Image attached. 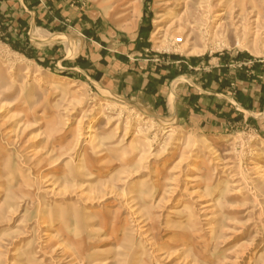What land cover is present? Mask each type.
<instances>
[{
  "label": "rangeland",
  "instance_id": "374dc122",
  "mask_svg": "<svg viewBox=\"0 0 264 264\" xmlns=\"http://www.w3.org/2000/svg\"><path fill=\"white\" fill-rule=\"evenodd\" d=\"M31 2L0 32V264H264V130L201 106L264 79V0Z\"/></svg>",
  "mask_w": 264,
  "mask_h": 264
},
{
  "label": "crops",
  "instance_id": "0c3cea01",
  "mask_svg": "<svg viewBox=\"0 0 264 264\" xmlns=\"http://www.w3.org/2000/svg\"><path fill=\"white\" fill-rule=\"evenodd\" d=\"M14 2V0H0V12L3 13L5 15V17L7 19H9L10 16L15 17L17 14L15 7H13L11 4ZM20 6V12L21 14L17 16L18 20V29H16V27H14V23L17 21H12L10 20L8 22L11 23V25L9 26V28L7 29V31L9 32H13L18 31V32H23V28H24V24L25 22L23 20H25L23 13H26L27 16H30V25L32 26L33 24V20L34 19H38L40 18L42 15H45V10H43V5L39 4V3H35V5L32 4L31 0H26L27 4H31L32 8H35V11H29L27 9V7L25 6V3L23 0H18L17 1ZM26 11V12H25ZM29 13V15H28ZM23 18V19H21ZM7 25V23H6ZM123 40V39H122ZM119 44H122L120 40H118ZM29 44V43H28ZM30 45V44H29ZM133 47V46H132ZM35 50V49H34ZM35 52V51H34ZM88 56L90 58V60L94 63V66L96 67L97 70L101 71L102 77L99 79V82L102 85H105L106 83H108L110 81V75H107L106 73V69L104 68V66H102L100 63H98V61L101 58V55L99 53H93V52H89ZM119 63H121L120 61H118ZM114 79V87H118L120 84V80L121 78L113 75L111 76ZM247 77V76H246ZM215 83V82H214ZM261 83H264V79L261 81ZM260 83V81H252L249 79V77L246 80H243V82H239L236 86H237V92L234 97L235 99H233L230 96H226V95H222V94H218L220 97H223V100L225 103H222L220 101H217L215 98H212L211 95L212 93H208V92H204V95L202 96V107L206 108L209 107L211 108L210 110H214L213 108H219L224 110L226 115L225 116V122H227V124L229 126H231V128L235 127L238 124H241L242 122H247L248 119H250V124L253 126H257L260 127V132L262 130H264V85L262 87V84ZM145 85H146V81L143 83V85L141 86V89H133L132 87L127 86L126 89H122L123 93L126 94H131V95H142L146 94L145 91ZM195 88H198L196 85H193ZM160 87H163V85ZM158 87L159 90V94H162L161 92H163V88ZM150 93V92H149ZM148 93V94H149ZM147 94V95H148ZM158 94V95H159ZM215 95V94H214ZM231 98L233 99V101L231 100ZM217 103H219V105L217 106ZM231 103V104H230ZM235 107H234V106ZM176 108V107H175ZM234 109L236 111H240L241 113H235ZM177 111V109H176ZM215 111V110H214ZM242 113L244 114V121L243 119H241V117H243ZM246 114V115H245ZM217 115V112H214L213 117L216 118V120L220 121L219 119H217V117L215 116ZM236 116H240V118L236 117ZM259 116L260 119H259ZM213 124H215V122H212ZM263 124V126L261 125Z\"/></svg>",
  "mask_w": 264,
  "mask_h": 264
},
{
  "label": "trees",
  "instance_id": "16d2710c",
  "mask_svg": "<svg viewBox=\"0 0 264 264\" xmlns=\"http://www.w3.org/2000/svg\"><path fill=\"white\" fill-rule=\"evenodd\" d=\"M11 19H7L6 17H5V15L3 14V13H1L0 12V32H4V33H6V34H8V37H9V34H10V32L9 31H7V29L9 28V26L11 25V23H9L8 24V22L10 21ZM6 23H7V25H6ZM150 27H147V29H145V28H143L142 29V35H144V38L146 39V40H148V38H149V33H150ZM27 43L28 42H26V45H27ZM22 46H24V44L23 43H20V42H17V43H14L13 44V47L16 49V50H21V51H24L25 49H24V47H22ZM24 53H26L25 51H24ZM27 54V53H26ZM28 56H30V57H33L34 55H29V54H27ZM190 61L193 63V64H195L197 61H198V59H195V58H193V59H190ZM217 78H219V76H216Z\"/></svg>",
  "mask_w": 264,
  "mask_h": 264
},
{
  "label": "bare ground",
  "instance_id": "6f19581e",
  "mask_svg": "<svg viewBox=\"0 0 264 264\" xmlns=\"http://www.w3.org/2000/svg\"><path fill=\"white\" fill-rule=\"evenodd\" d=\"M110 93V92H109ZM171 101H172V98H171ZM165 131V130H164ZM209 141V140H208Z\"/></svg>",
  "mask_w": 264,
  "mask_h": 264
}]
</instances>
